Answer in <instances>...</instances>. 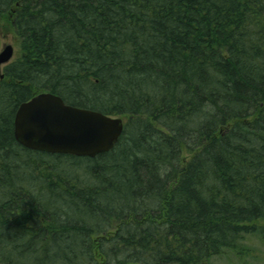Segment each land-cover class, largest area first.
Masks as SVG:
<instances>
[{
  "label": "trees",
  "instance_id": "obj_1",
  "mask_svg": "<svg viewBox=\"0 0 264 264\" xmlns=\"http://www.w3.org/2000/svg\"><path fill=\"white\" fill-rule=\"evenodd\" d=\"M6 30L0 264L260 258L264 0H0ZM42 91L123 118L115 146L19 145L16 109Z\"/></svg>",
  "mask_w": 264,
  "mask_h": 264
},
{
  "label": "water",
  "instance_id": "obj_2",
  "mask_svg": "<svg viewBox=\"0 0 264 264\" xmlns=\"http://www.w3.org/2000/svg\"><path fill=\"white\" fill-rule=\"evenodd\" d=\"M14 55L13 46L0 50L2 67ZM124 129L121 117L70 105L54 93L42 91L20 103L13 120V136L24 148L48 154L93 158L109 152Z\"/></svg>",
  "mask_w": 264,
  "mask_h": 264
},
{
  "label": "rangeland",
  "instance_id": "obj_3",
  "mask_svg": "<svg viewBox=\"0 0 264 264\" xmlns=\"http://www.w3.org/2000/svg\"><path fill=\"white\" fill-rule=\"evenodd\" d=\"M6 44H10L13 46V49H14L13 57L15 58L17 55V46H16V42H15V37L13 36V34L10 30H6L2 33L0 50H1L2 46L6 45ZM3 67H2V72H3ZM259 252L260 253L258 254V256L260 258L254 259V261L251 264H264V246L260 248ZM246 260L250 261L251 259H246ZM211 264H245V263L243 260H238L234 256H223V257L213 258L211 260Z\"/></svg>",
  "mask_w": 264,
  "mask_h": 264
}]
</instances>
